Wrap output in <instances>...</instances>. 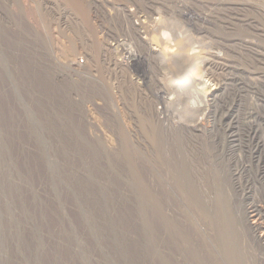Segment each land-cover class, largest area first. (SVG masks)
<instances>
[{
  "label": "rangeland",
  "instance_id": "1",
  "mask_svg": "<svg viewBox=\"0 0 264 264\" xmlns=\"http://www.w3.org/2000/svg\"><path fill=\"white\" fill-rule=\"evenodd\" d=\"M221 63L242 70L230 97L256 130L232 144L206 107ZM263 83L264 0H0V264H264ZM150 124L189 135L183 168L168 165L175 145L146 139Z\"/></svg>",
  "mask_w": 264,
  "mask_h": 264
},
{
  "label": "bare ground",
  "instance_id": "2",
  "mask_svg": "<svg viewBox=\"0 0 264 264\" xmlns=\"http://www.w3.org/2000/svg\"><path fill=\"white\" fill-rule=\"evenodd\" d=\"M169 9V8H168ZM235 9V8H234ZM94 10V9H93ZM151 10V9H150ZM153 10H155V8H153ZM232 10H233V8H232ZM238 10V9H237ZM243 10V9H242ZM102 11V10H101ZM236 11V10H235ZM233 11H231V13H232ZM240 12H241V10H240ZM239 12V13H240ZM150 13V12H149ZM228 12H226V14H227ZM229 14V15H227L226 17H228V16H231L232 14ZM235 13V12H234ZM239 13H237V14H239ZM142 14V13H141ZM134 15V14H133ZM177 15V14H176ZM127 16V15H126ZM135 16V15H134ZM234 16V15H233ZM232 16V17H233ZM241 16V15H240ZM239 16V17H240ZM130 17V16H129ZM133 17V16H132ZM218 17V16H217ZM137 18V17H136ZM105 19V18H104ZM111 19V18H110ZM114 19V18H113ZM197 19V18H196ZM216 19H218V18H216ZM223 19H225V16H224V18ZM228 19V18H227ZM233 19L235 20V17H233ZM236 19H238L237 21H239V19L240 18H236ZM148 20V19H147ZM150 20V19H149ZM166 20V19H165ZM220 20V19H219ZM222 20V19H221ZM220 20V21H221ZM229 20H231V19H229ZM229 20H228V22H229ZM253 20V19H252ZM112 21V20H111ZM118 21V20H117ZM125 21H126V19H125ZM187 21V20H186ZM220 21H218V22H220ZM224 21V20H223ZM223 21H221V23L223 22ZM241 21V20H240ZM107 22V21H106ZM141 22H143V21H141ZM150 22V21H149ZM197 22V21H196ZM214 22V21H213ZM227 21L225 20V23H226ZM115 23V22H114ZM133 23V22H132ZM144 24H145V21L143 22ZM142 23V24H143ZM212 23V22H211ZM216 24H218L217 23V21L215 22ZM230 23V22H229ZM231 23H232V21H231ZM137 25H132V29H134V31H133V33L134 34H132L133 36H131V39L132 38H134V35H135V33L136 32H138L139 30H140V28L142 29L143 28V26L140 24V23H136ZM202 24V23H201ZM220 24V23H219ZM223 24V23H222ZM242 24V23H241ZM85 25H86V23H85ZM207 25V24H206ZM228 25V24H227ZM232 25H234L235 27H236V25H237V23H236V25L233 23ZM242 25H244L245 27H247L248 26V29H249V27H251L252 26V21H247L245 24H242ZM247 25V26H246ZM149 26H151V25H149ZM148 26V27H149ZM180 26V25H179ZM215 26V25H214ZM219 26V25H218ZM223 26V25H222ZM238 26H239V24H238ZM99 27V26H98ZM148 27H147V29H148ZM178 27V26H177ZM196 27V26H195ZM204 27V26H203ZM208 26H206V28H207ZM213 27V26H212ZM216 27V26H215ZM231 27V26H230ZM233 27V26H232ZM240 27V26H239ZM138 28H139V30H138ZM152 28V27H151ZM151 28H149V30H151ZM219 28V27H218ZM220 28H221V25H220ZM224 28H225V25H224ZM227 28V27H226ZM252 28H253V26H252ZM251 28V29H252ZM144 29V28H143ZM212 29V28H211ZM228 29V28H227ZM257 29V28H256ZM259 29V28H258ZM257 29V30H258ZM111 30H113V29H111ZM129 30H131V29H129ZM129 30H127V33H128V31ZM246 30V29H245ZM124 31V30H123ZM132 31V30H131ZM141 31V30H140ZM145 31V30H144ZM194 31V30H193ZM210 31V30H209ZM223 31V30H222ZM255 31V30H254ZM210 32H212V31H210ZM221 32V31H220ZM230 32V31H229ZM234 32V31H233ZM240 32V31H239ZM257 32V31H256ZM126 33V34H127ZM144 33V32H143ZM153 33V32H152ZM205 33V32H204ZM227 33V32H226ZM235 33V32H234ZM122 34V33H121ZM139 34V33H138ZM148 34V33H147ZM217 34H221V33H217ZM231 34V33H230ZM241 34H244V33H241ZM116 35V34H115ZM128 35H129V33H128ZM127 35V36H128ZM121 36V35H120ZM146 36V35H145ZM217 36V35H216ZM235 36V35H234ZM115 37V36H114ZM138 37H140V34H139V36ZM137 36H136V39L138 38ZM151 37H152V34H151ZM201 37V36H200ZM238 37V36H237ZM244 37V36H243ZM120 38V37H119ZM129 38V37H128ZM143 38V37H142ZM236 38V37H235ZM241 38V37H240ZM245 38V37H244ZM208 39V38H207ZM213 39H215V38H213ZM135 40V39H134ZM241 40V39H240ZM136 41V40H135ZM139 41V40H138ZM190 41V40H189ZM232 41V40H231ZM115 42V41H114ZM117 42V41H116ZM134 42V41H133ZM223 42V41H222ZM225 42V41H224ZM249 42H251V41H249ZM105 43V42H104ZM136 43V42H135ZM142 43H143V41H142ZM227 43V42H226ZM244 43V42H243ZM137 44V43H136ZM216 44V43H215ZM221 44V43H220ZM245 44V43H244ZM116 45V44H115ZM131 45V44H130ZM139 45H141L140 43H139ZM149 45V44H148ZM232 45V44H231ZM243 45V44H242ZM249 45V44H248ZM118 48H117V52L120 54V53H124L123 51L125 50L126 51V48H123V46H125V45H123V41L121 42L120 40L117 42V45H116ZM127 46V45H126ZM143 46H144V44H143ZM240 46V45H239ZM219 47V46H218ZM131 48V47H130ZM236 48V47H235ZM239 48V47H238ZM248 48V47H247ZM250 48V47H249ZM249 48H248V50H249ZM129 49V48H128ZM131 49H133V48H131ZM237 49V48H236ZM252 49H254V48H252ZM252 49L249 51L250 53L252 52ZM229 50V49H228ZM245 50H247L246 48H245ZM238 51V50H237ZM138 52V51H137ZM209 52V51H208ZM224 52V51H223ZM258 52V51H257ZM116 53V52H115ZM127 53H128V56L127 57H133V53H132V51L131 50H128L127 51ZM136 53V52H135ZM141 53V52H140ZM237 53V52H236ZM239 53V52H238ZM253 53V52H252ZM260 53V52H259ZM106 54V53H105ZM139 54V53H138ZM233 54V53H232ZM254 55H255V53H253ZM118 55V54H117ZM124 55V54H123ZM140 55V54H139ZM215 55V54H214ZM228 55V54H227ZM237 55V54H236ZM148 56V55H147ZM192 56V55H191ZM222 56V55H221ZM238 56V55H237ZM145 57V56H144ZM232 57V56H231ZM254 57V56H253ZM258 57V56H257ZM90 59V58H89ZM130 59H133V58H130ZM129 59V60H130ZM259 59V58H258ZM128 60V61H129ZM136 60V59H135ZM210 60V59H209ZM222 60V59H221ZM228 60V59H227ZM234 60V59H233ZM244 60V59H243ZM154 61V60H153ZM219 61V60H218ZM232 61V60H231ZM235 61V60H234ZM258 61V60H257ZM126 62H127V60H126ZM125 62V63H126ZM133 62V61H132ZM212 62V61H211ZM223 62H225V61H223ZM227 62H230V61H227ZM226 62V63H227ZM120 63V62H119ZM128 63V62H127ZM126 63V64H127ZM130 63H131V61H130ZM214 63V62H213ZM216 63H217V61H216ZM220 63V62H219ZM238 63H240V62H238ZM221 64H223V63H221ZM225 64V63H224ZM223 64V65H224ZM230 65L228 66L227 64H225V65H227L229 68H230V71H228L229 73H223L224 75H225V77L223 78V76H222V78L220 77V80L222 79V82L219 84V85H217L216 87H217V89H216V92H214V93H211L210 95L212 96L213 95V97L212 98H210L209 97V100H210V102L209 103H207L208 101H206V107H208V113L210 114V113H212V112H214L215 113V115L216 116H218V120L216 121V119H215V117H214V119H215V121H214V127H215V125L217 124V126L219 125V127L223 130V132L225 133V135H226V137H227V140L226 141H228V143L229 144H232V143H236L237 141L238 142H240L239 141V139L241 140V135L243 134V135H245L246 137H251V135L252 134H254L255 133V131L256 130H254L255 128L253 127V126H251V123H250V120L252 121V119L251 118H249L250 120H248V121H246L245 119H247V118H245V117H249V115L247 114V113H244L243 115H244V117H241V115L239 116V106H240V104H239V102H235V97H236V94H233L231 97H230V86H233V87H236V84H235V82L236 81H238V85H240L241 83H243V81H240L243 77H241L242 75H241V72L239 71V70H241V69H238V65L237 66H235L233 63L231 64V63H229ZM257 64H258V62H257ZM156 65V64H155ZM206 66V65H205ZM241 67H242V64L240 65ZM245 66V65H244ZM249 66H251V65H249ZM87 67V66H86ZM240 67V68H241ZM246 67H248V66H246ZM89 68V67H88ZM95 68V67H94ZM222 68V67H221ZM243 68H245V67H243ZM107 70V69H106ZM200 70V69H199ZM221 70H223V69H221ZM246 71V69H243V71ZM261 70V69H260ZM224 71V70H223ZM225 71H227V70H225ZM242 71V70H241ZM244 71V72H245ZM247 71H248V69H247ZM252 71V70H251ZM262 71V70H261ZM88 72H89V70H88ZM254 72V71H253ZM221 73V72H220ZM247 74V73H246ZM257 74H258V76H259V72H257ZM87 75V74H86ZM157 75V74H156ZM243 75H245L244 73H243ZM253 75V74H252ZM91 76V75H90ZM219 76H221V75H219ZM219 76H215L216 78H219ZM247 76V75H246ZM255 76V75H254ZM262 74H261V76H259V77H261V79H262ZM241 77V78H240ZM245 77V76H244ZM109 78V77H108ZM215 78V79H216ZM258 78V77H257ZM245 79V78H244ZM243 79V80H244ZM248 80H250L249 78H247ZM260 79V80H261ZM214 80V79H213ZM220 80H218V81H220ZM246 80V79H245ZM257 80V79H256ZM217 81V82H218ZM255 82V81H254ZM92 83V82H91ZM90 83V84H91ZM122 83V82H121ZM158 83V82H157ZM219 83V82H218ZM248 83H249V81H248ZM214 84H216V83H214ZM244 84H247V83H245L244 82ZM264 84V83H263ZM211 85V84H210ZM253 85V84H252ZM127 86V85H126ZM208 86V85H207ZM245 85H243V87H244ZM247 86V85H246ZM251 86V85H250ZM256 86V85H255ZM262 86V85H261ZM97 87V86H96ZM105 87V86H104ZM121 87V86H120ZM232 87V89L234 90L235 88H233ZM239 87H241V86H239ZM263 87V90H264V85L262 86ZM261 87V88H262ZM245 88H247V87H245ZM254 88V87H253ZM256 88V87H255ZM89 89V86H88V88H87V90ZM105 89V88H104ZM243 89V88H242ZM245 90V89H244ZM218 91H222L223 93L224 92H226L227 91V94L229 95V97L227 98L226 97V99H228L229 101L228 102H223V103H215L216 101V99L217 98H219L220 100L223 98L224 99V97L222 96V97H220L221 96V94L219 93V94H217V92ZM236 91H237V89H236ZM246 91H250V90H246ZM260 91V90H259ZM221 92V93H222ZM251 92H253V90L251 91ZM89 93V92H88ZM128 93H130V92H128ZM138 93V92H137ZM261 93V92H260ZM122 94V93H121ZM120 94V95H121ZM227 94L225 93V95L227 96ZM245 95H248L247 93H244ZM250 94V93H249ZM130 95V94H129ZM261 95V94H260ZM125 96V95H124ZM219 96V97H218ZM110 97V96H109ZM130 97V96H129ZM132 97V96H131ZM237 97H241L240 95H237ZM236 97V98H237ZM242 98V97H241ZM140 99V98H139ZM238 99V98H237ZM244 99V98H243ZM127 100V99H126ZM220 100H217V101H220ZM241 100V99H240ZM239 100V101H240ZM264 101V100H263ZM134 102V101H133ZM159 102V101H158ZM160 102H161V100H160ZM140 103V102H139ZM142 103V102H141ZM154 103V102H153ZM162 103V102H161ZM98 104V103H97ZM130 104V103H129ZM134 104V103H133ZM165 104V103H164ZM254 104H256V103H254ZM91 105V104H90ZM100 105V104H99ZM109 106V105H108ZM242 106V105H241ZM244 106V105H243ZM166 107H168L167 106V102H166V105H164L163 106V108L164 109H166ZM214 107V108H213ZM257 107H259V106H257ZM263 107V106H262ZM120 108V107H119ZM253 108V107H252ZM256 108V107H255ZM254 108V109H255ZM97 109V108H96ZM207 109V108H206ZM261 109V108H260ZM259 109V110H260ZM244 110H245V108H244ZM244 110H242V111H244ZM248 110V109H247ZM258 110V111H259ZM136 111V110H135ZM157 111V110H156ZM156 111H154V113L156 112ZM168 111V113H170L169 112V110H167ZM251 111V110H250ZM148 112V111H147ZM159 112V111H158ZM161 113L163 112L162 110L160 111ZM165 112V111H164ZM248 112V111H247ZM160 113V114H161ZM168 113L166 114V115H168ZM243 113V112H242ZM254 113V112H253ZM118 114V113H117ZM136 114V113H135ZM148 114V113H147ZM151 114V113H150ZM209 114H208V116H209ZM213 114V113H212ZM260 114V113H259ZM258 114V115H259ZM152 115V114H151ZM162 115V114H161ZM161 115H159L158 114V116L159 117H161ZM164 115V114H163ZM170 115V114H169ZM172 115V114H171ZM170 115V116H171ZM215 115H213V116H215ZM90 117H91V115H89ZM156 116V115H155ZM211 116V115H210ZM212 116V117H213ZM117 117V116H116ZM163 117H166V116H163ZM253 117H254V115H253ZM258 117V116H257ZM257 117H256V119H257ZM260 117V116H259ZM261 117H262V115H261ZM260 117V118H261ZM132 118V117H131ZM173 118H175V117H173ZM172 118V119H173ZM255 118V117H254ZM88 119V118H87ZM104 119V118H103ZM139 119V118H138ZM150 119H152V118H150ZM156 119V118H155ZM158 119V118H157ZM161 119V118H160ZM165 119V118H164ZM177 119H178V117H177ZM144 120V119H143ZM145 120L147 121V118H145ZM154 120V119H153ZM159 120V119H158ZM170 120V119H169ZM207 120V119H206ZM209 120V119H208ZM259 120V119H258ZM138 121V120H137ZM165 121V120H164ZM213 121V120H212ZM211 121V122H212ZM261 121H263V119L261 120ZM117 122V121H116ZM124 122H125V120H124ZM151 122V121H150ZM155 122H156V120H155ZM159 122L161 123V121L159 120ZM158 122V123H159ZM215 122H217V123H215ZM255 122V121H254ZM258 122V121H257ZM92 123V122H91ZM108 123V122H107ZM147 123V125L146 126H148V122H146ZM157 123V122H156ZM155 123V124H156ZM159 123V124H160ZM168 123V122H167ZM170 123V122H169ZM175 123H177L176 121H175ZM252 123H253V121H252ZM260 123V122H259ZM259 123H257L258 125H259ZM264 123V122H263ZM151 124H153V123H151ZM150 124V125H151ZM178 124V123H177ZM179 124H180V122H179ZM242 124V125H241ZM157 125V124H156ZM156 125L154 126L153 125V127H152V125H151V127H150V133H147V134H150L149 136L147 135V134H145L146 136H148V138H146L147 140L149 139V137L151 136V139L153 140V142H155L156 144H157V146H158V148H161L162 147V145H163V142L164 143H166V146H167V143L168 144H171V146L173 145V147H174V145L177 147V151H178V153L176 152V154H173L172 156H170V157H168V156H166V159L168 158V165L170 166V163L171 162H169V160H171L172 162H176L177 164L176 165H178L179 167H182L183 168V164H184V161H186V153H189V151H187V152H185V151H183V150H185L184 148H183V152L180 150L181 149V145L183 144L182 142H185V144H187V142H186V140H189L190 139V137H189V135H186L185 134V132L183 131V130H180L179 131V128H181V127H179L180 125H175V126H177L176 128L175 127H172V125L170 124V126H168V124H167V126L168 127H160V129H158L159 127H156ZM163 125V124H162ZM166 125V124H165ZM253 125V124H252ZM257 125V126H258ZM106 126V125H105ZM120 126V125H119ZM145 126V125H144ZM145 126V127H146ZM243 126V127H242ZM245 126V127H244ZM140 127V126H139ZM141 127H143V126H141ZM149 127V126H148ZM179 127V128H178ZM183 127V126H182ZM185 127V126H184ZM183 127V128H184ZM192 127V126H191ZM205 127V126H204ZM118 128V127H117ZM116 128V129H117ZM120 128V127H119ZM211 128V127H210ZM212 128H213V126H212ZM247 128V129H246ZM115 129V130H116ZM141 129V128H140ZM143 129H145V128H143ZM142 129V130H143ZM187 129V128H186ZM216 129V128H215ZM214 129V130H215ZM218 129V128H217ZM216 129V130H217ZM124 130V129H123ZM127 130V129H126ZM132 130V129H131ZM142 130H141V132H142ZM191 130V129H190ZM195 130V129H194ZM196 130H198L197 128H196ZM201 130V129H200ZM206 130V129H205ZM208 130H210V129H208ZM215 130V131H216ZM257 130H260L261 131V129H257ZM89 131V130H88ZM122 131V130H121ZM189 131V130H188ZM193 131V130H192ZM202 131V130H201ZM213 131V130H212ZM259 131V132H260ZM103 132V131H102ZM120 132V129H119V131H118V133ZM208 132V131H207ZM209 132H211V131H209ZM262 132V131H261ZM116 133V132H115ZM129 133V132H128ZM144 133V132H143ZM143 133H141V134H143ZM191 133V132H190ZM204 134H205V132H203ZM212 133V132H211ZM215 133V132H214ZM200 134V133H199ZM204 134H203V136H204ZM207 134H209V133H207ZM207 134H206V137L205 138H208L207 137ZM264 134V133H263ZM97 135V134H96ZM127 135V134H126ZM132 135V134H131ZM191 135V134H190ZM196 135V138H197V134H195ZM117 136V135H116ZM119 136V135H118ZM122 136V135H121ZM137 136V135H136ZM210 136V135H209ZM212 136H213V134H212ZM223 136V135H222ZM125 137V136H124ZM131 137H133V136H131ZM198 137H199V135H198ZM225 137V136H224ZM93 138V137H92ZM99 138H100V136H99ZM136 138V137H135ZM203 138V137H202ZM201 138V139H202ZM214 138V137H213ZM215 138H217V137H215ZM245 138V137H244ZM244 138H242L243 140H244ZM263 137H261V139H262ZM120 139V138H119ZM198 139V138H197ZM218 139H219V137H218ZM218 139H216V140H218ZM256 139V138H255ZM258 139V138H257ZM151 140V141H152ZM165 140V141H164ZM205 140V139H204ZM204 140H203V143L205 144V142H204ZM210 139H208V142H210V143H213V142H211L212 140H210ZM263 140V139H262ZM261 140V141H262ZM118 141V140H117ZM116 141V142H117ZM130 141V140H129ZM149 141V140H148ZM193 141H194V138H193ZM195 141H197V140H195ZM199 141V140H198ZM207 141V140H206ZM245 141V140H244ZM249 141V140H248ZM254 141V140H253ZM257 141V140H256ZM107 142V141H106ZM119 142V141H118ZM117 142V143H118ZM202 142V141H201ZM216 142H218V141H215V143ZM219 142H220V140H219ZM263 142V141H262ZM152 142H150V144H151ZM190 143V142H189ZM192 143V142H191ZM197 143V142H196ZM247 143V142H246ZM245 143V144H246ZM251 143V142H250ZM98 144V143H97ZM107 144V143H106ZM118 144H120V143H118ZM135 144V143H134ZM145 144V143H144ZM192 144H194V143H192ZM197 144H199V143H197ZM216 144H218V143H216ZM238 144V143H237ZM236 144V146H238ZM240 144V143H239ZM243 144H244V142H243ZM137 145V144H136ZM149 145V144H148ZM147 145V146H148ZM203 145V144H202ZM214 145V144H213ZM240 145H242V144H240ZM257 145L258 146H262V145H260V144H258L257 143ZM257 145H255V148L254 149H256V146ZM146 146V147H147ZM184 146V145H183ZM199 146H200V144L198 145V149H199ZM204 146V145H203ZM217 146H222L221 145V143H220V145H217ZM232 146V145H231ZM233 146H234V144H233ZM249 146H252V145H250L249 144ZM136 147H138V146H136ZM145 147V146H144ZM150 147V146H149ZM154 147V144H152V147H151V149ZM168 147H170V146H168ZM167 147V148H168ZM188 146H186V148H187ZM194 147V146H193ZM205 147V146H204ZM241 147V146H240ZM244 147V146H243ZM247 147V146H246ZM118 148V147H117ZM133 148V147H132ZM155 148V147H154ZM157 148V147H156ZM163 148V147H162ZM165 148V147H164ZM171 148V147H170ZM192 148V147H191ZM201 148H202V146H201ZM201 148H200V150H201ZM208 148H210V147H208ZM231 148V147H230ZM237 148H239V146L237 147ZM237 148H235V149H237ZM259 148V147H258ZM257 148V149H258ZM129 149V148H128ZM139 149V148H138ZM142 149V148H141ZM146 150H149V149H147V148H145ZM166 149V148H165ZM169 149V148H168ZM167 149V150H168ZM189 149V148H188ZM195 149H196V144H195ZM194 148H193V151L195 150ZM225 149V148H224ZM239 149H241V148H239ZM245 149V148H244ZM106 150V149H105ZM133 150V149H132ZM135 150V149H134ZM162 150V149H161ZM161 150H159V151H161ZM164 150V149H163ZM163 150H162V152H163ZM166 150V151H167ZM180 150V151H179ZM191 150V149H190ZM197 150V149H196ZM211 150V149H210ZM214 150V149H213ZM215 150H216V148H215ZM143 151H144V149H143ZM149 151H152V150H149ZM174 151H176V150H174ZM205 151H206V149H205ZM217 151V150H216ZM240 151H242L243 152V150H240ZM250 152H251V150H249ZM261 151H262V149H261ZM155 152V151H154ZM169 152V151H168ZM167 152V153H168ZM185 152V153H184ZM192 152V151H191ZM190 152V153H191ZM196 152V151H195ZM198 152V151H197ZM211 152V151H210ZM213 153H214V151H212ZM229 152H230V150H229ZM228 152V153H229ZM151 153V152H150ZM206 153H207V151H206ZM209 153V152H208ZM217 154H219L218 152H216ZM220 153H223V152H220ZM236 153V152H235ZM262 153H263V151H262ZM135 154V153H134ZM155 154V153H154ZM161 154V153H160ZM192 154V153H191ZM232 154V153H231ZM237 154H238V151H237ZM244 154V153H243ZM250 154V153H249ZM254 154V153H253ZM148 155H151V154H149L148 153ZM162 155V157L163 156H165V155H163V154H161ZM161 155H160V157H161ZM189 155V154H188ZM198 155V154H197ZM216 155V154H215ZM220 155V154H219ZM251 155H252V152H251ZM111 156V155H110ZM199 156H202L201 154L199 155ZM212 156H213V154H212ZM228 156V155H227ZM230 156V155H229ZM232 156V155H231ZM250 156V155H249ZM189 157V156H188ZM216 157V156H215ZM240 157V156H239ZM247 157V156H246ZM256 157V156H255ZM257 157H258V155H257ZM102 158V157H101ZM157 158V157H156ZM155 157H154V160L156 159ZM213 158H214V156H213ZM160 159V158H159ZM159 159H157L158 161H159ZM164 159V158H163ZM162 158L160 159L161 161L163 160ZM166 159H164L165 161H167ZM202 159H204L205 160V157L203 158L202 157ZM201 159V160H202ZM208 159H209V156H208ZM233 159V158H232ZM235 159V158H234ZM233 159V160H234ZM256 159V158H255ZM254 159V160H255ZM156 160V161H157ZM163 160V161H164ZM211 160V159H210ZM214 160V159H213ZM239 160V159H238ZM258 160V159H257ZM151 161V160H150ZM203 161V160H202ZM229 161V160H228ZM140 162V161H139ZM208 162V161H207ZM101 163V162H100ZM152 163V162H151ZM155 163V162H154ZM159 163H160V161H159ZM192 163V162H191ZM191 163H188V167L190 168V166H189V164L191 165ZM216 163V162H215ZM233 163V162H232ZM242 163V162H241ZM244 163V162H243ZM160 164H162V163H160ZM193 164V163H192ZM194 164H195V162H194ZM196 164L198 165V163H197V161H196ZM219 164V163H218ZM217 164V165H218ZM253 164V163H252ZM207 165H209V164H207ZM217 165L215 166V165H211V166H215V167H217ZM232 165V164H231ZM256 165H257V163H256ZM100 166V165H99ZM105 166V165H104ZM158 166H160V165H158ZM168 166V167H169ZM174 166V165H173ZM194 166V165H193ZM220 166H221V164H220ZM234 166V165H233ZM258 166V165H257ZM161 167V166H160ZM164 167V166H163ZM167 166H166V170H167V168H168ZM187 167V168H188ZM196 167V169H198L197 168V166H195ZM215 167H212L213 169L215 168ZM218 167H219V165H218ZM225 167V166H224ZM228 167V166H227ZM165 168V167H164ZM181 168V169H182ZM193 168V167H192ZM203 168V167H202ZM204 168H206V167H204ZM207 168H208V166H207ZM211 168V167H210ZM209 168V169H210ZM221 168L224 170V168L221 166ZM260 168V167H259ZM170 169V168H169ZM168 169V170H169ZM173 169V168H172ZM178 169V168H177ZM186 169V168H185ZM191 169V168H190ZM186 170V171H191V170ZM193 169H195V168H193ZM192 169V170H193ZM195 169V170H196ZM135 170V169H134ZM163 170H165V169H163ZM200 169H198V171H199ZM208 169H205V171H207ZM211 171H212V169H210ZM209 170V171H210ZM218 170V169H217ZM216 170V171H217ZM221 170V169H220ZM220 170H218V171H220ZM226 171L228 170V169H225ZM262 170V169H261ZM150 171V170H149ZM183 171V170H182ZM185 171V170H184ZM183 171V172H184ZM197 170L195 171V172H198ZM215 171V172H216ZM229 171V170H228ZM233 171V170H232ZM164 172V171H163ZM172 172V171H171ZM201 172V170L199 171V173ZM214 172V171H213ZM259 172V171H258ZM263 172V171H262ZM157 173V172H156ZM165 173V172H164ZM163 173V174H164ZM174 173H176L177 174V172L176 171H174ZM178 173H179V171H178ZM185 173V172H184ZM184 173H183V176L185 177V175H184ZM188 173V172H187ZM191 173H192V171H191ZM191 173H190V175H191ZM198 173V174H199ZM218 173V172H217ZM220 173V172H219ZM232 173V172H231ZM236 173V172H235ZM250 173V172H249ZM257 173V172H256ZM152 174V173H151ZM168 174V173H167ZM167 174H166V177H168L167 176ZM203 174V173H202ZM202 174H201V176H202ZM223 174V173H222ZM204 175V174H203ZM207 174H205V176H206ZM232 175V174H231ZM257 175V174H256ZM261 175H263V174H261ZM260 175V176H261ZM145 176V175H144ZM152 176H153V174H152ZM155 176H156V174H155ZM160 176H161V174H160ZM160 176H158V177H160ZM172 176V175H171ZM171 176H170V178H171ZM175 177H176V175H174ZM180 176H182V175H180ZM199 176V175H198ZM200 176V177H201ZM219 176V175H218ZM106 177V176H105ZM154 177V176H153ZM178 178H179V175L177 176ZM176 177V178H177ZM187 177V176H186ZM192 177V176H191ZM190 177V178H191ZM210 176H208V179H210L209 178ZM216 176H214L213 177V180H215L214 178H215ZM257 177H258V175H257ZM160 178H162V176L160 177ZM159 178V179H160ZM172 178L175 180V178L172 176ZM194 178V177H193ZM199 178V177H198ZM197 177H196V179H198ZM217 178V177H216ZM224 178V177H223ZM236 178V177H235ZM256 178V177H255ZM254 178V179H255ZM262 178V177H261ZM168 178H165L164 179V177H163V179L162 180H167ZM183 179V178H182ZM181 179V184H182V182H185V180H182ZM192 179V178H191ZM195 179V180H196ZM219 179V178H218ZM218 179H216L217 181H219ZM232 179V178H231ZM258 179V178H257ZM264 179V178H263ZM262 179V180H263ZM179 180H180V178H179ZM200 180V179H199ZM212 180V182H214ZM235 180V179H234ZM157 181V180H156ZM160 181V180H159ZM159 181H158V184H159ZM168 181V180H167ZM170 181V180H169ZM187 181V180H186ZM189 181V180H188ZM196 181H198V180H196ZM201 181V180H200ZM217 181H215L214 183H217ZM255 181H256V179H255ZM151 182H153V180L151 181ZM163 183H164V181H162ZM170 182H172V180L170 181ZM207 182H208V180H207ZM210 182V181H209ZM211 182V183H212ZM226 182V181H225ZM258 182V181H257ZM260 182V181H259ZM259 182H258V184H259ZM161 183V182H160ZM165 183H167V182H165ZM169 183V182H168ZM200 183V182H199ZM210 183V184H211ZM223 183V182H222ZM249 183V182H248ZM263 183V182H262ZM262 183H260V185L261 186H263L262 185ZM153 184V183H152ZM178 184H179V182H178ZM193 184H195V183H193ZM197 184V183H196ZM196 184H195V186H196ZM202 184H204V183H202ZM207 184V183H206ZM236 184V183H235ZM240 184V183H239ZM250 184V183H249ZM257 184V185H258ZM156 185V184H155ZM168 185V184H167ZM170 185V184H169ZM183 186H186L185 184H182ZM182 185H181V187H182ZM190 185H191V183H190ZM212 185V184H211ZM210 185V186H211ZM234 185V184H233ZM255 184H253V186H254ZM150 186V185H149ZM158 186V185H157ZM172 186V185H171ZM192 186V185H191ZM190 186V187H191ZM195 186H193V187H195ZM201 186V185H200ZM199 186V187H200ZM204 186H206V185H204ZM209 186V185H208ZM213 186V185H212ZM216 186V185H215ZM219 186V185H218ZM217 186V187H218ZM228 186V185H227ZM122 187V186H121ZM207 187V186H206ZM224 187V186H223ZM246 187V186H245ZM252 187V186H251ZM255 187H257V186H255ZM254 187V188H255ZM260 187V186H259ZM140 188V187H139ZM188 188H189V185H188ZM187 188V189H188ZM192 188V187H191ZM203 188V187H202ZM215 188V187H214ZM242 188V187H241ZM246 188H249V187H246ZM119 189V188H118ZM183 189V188H182ZM185 189V188H184ZM183 189V190H184ZM186 189V191L188 192L189 190H187ZM197 189H199L198 187H197ZM223 189V188H222ZM262 189V188H261ZM261 189H259V190H261ZM182 190V193L184 192ZM201 190H204V189H201ZM206 190V189H205ZM204 190V191H205ZM255 190H256V188H255ZM198 191V190H197ZM204 191H201V192H204ZM209 191V190H208ZM217 191V190H216ZM215 191V192H216ZM219 191V190H218ZM224 191H225V189H224ZM191 192V191H190ZM199 192V191H198ZM249 192V191H248ZM247 192V193H248ZM155 193H156V191H155ZM162 193H166V192H162ZM168 193V192H167ZM172 193H174V192H171V194ZM180 193V192H179ZM191 193H193V192H191ZM217 193V192H216ZM219 193V192H218ZM217 193V194H218ZM257 193H259V191L257 192ZM116 194V193H115ZM171 194H168L169 195V197H171V198H168V199H174L175 201H176V199H177V197H176V199H175V195H177V194H175L174 196H171ZM187 194V196H189L188 195V193H186ZM185 194V195H186ZM198 194V193H197ZM196 194V195H197ZM200 194H202V193H200ZM199 194V195H200ZM204 194H206V193H204ZM240 194V193H239ZM163 195V194H162ZM173 195V194H172ZM180 195V194H179ZM193 195H195V193L193 194ZM214 195V194H213ZM240 195H243V193L241 192V194ZM254 195H255V193L253 194V197H254ZM144 196V195H143ZM149 196V195H148ZM153 196V195H152ZM198 196V195H197ZM202 196V195H201ZM203 196H205V195H203ZM207 196V195H206ZM205 196V197H206ZM211 196V195H210ZM227 196H228V194H227ZM258 196V195H257ZM126 197V196H125ZM166 197V196H165ZM182 197H183V195H182ZM205 197H203V200H204V198ZM216 197H217V195H216ZM215 197V198H216ZM248 197V196H247ZM250 197V196H249ZM119 198V197H118ZM149 198V197H148ZM153 198V197H152ZM167 198V197H166ZM183 198H185V197H183ZM183 198L181 199V200H183ZM193 198V197H192ZM199 198V197H198ZM197 198V199H198ZM202 198V197H201ZM207 198V197H206ZM227 198V197H226ZM239 198V197H238ZM242 198V197H241ZM155 199V198H154ZM167 199V200H168ZM187 199V198H186ZM218 199H220L219 197H218ZM179 199H177V202H179L178 201ZM221 200H223V199H221ZM240 200V199H239ZM244 200V199H243ZM245 200H246V198H245ZM250 200V199H249ZM206 201V200H205ZM208 201H211V200H208ZM248 201V200H247ZM151 202H153V201H151ZM156 202V201H155ZM162 202V201H161ZM165 202V201H164ZM213 202H214V200H213ZM219 202V201H218ZM227 202V201H226ZM212 203V202H211ZM171 204V203H170ZM195 204V203H194ZM200 204V203H199ZM169 205V204H168ZM178 206V205H177ZM208 206V205H207ZM203 207V206H202ZM201 207V208H202ZM255 207V206H254ZM168 208V207H167ZM197 208V207H196ZM256 208V207H255ZM174 209V208H173ZM172 209V210H173ZM177 209V208H176ZM168 210V209H167ZM180 210H182V209H180ZM197 210V209H196ZM206 210V209H205ZM254 210H257V208L256 209H254ZM254 210H251L250 212H252V211H254ZM175 211V210H174ZM202 211V210H201ZM184 212V211H183ZM178 214V213H177ZM255 215L257 214V211H256V213H254ZM254 214L253 215H251V217H254ZM184 215V214H183ZM256 216H258V214L256 215ZM185 217V216H184ZM256 218V217H255ZM259 218V217H258ZM258 218H257V220H258ZM197 219V218H196ZM260 219V218H259ZM194 220V219H193ZM189 221V220H188ZM250 221H251V219H250ZM183 222H185V221H183ZM195 222V221H194ZM251 223L253 224V225H255V224H257L258 222L256 221L255 222V219H253L252 221H251ZM194 225V224H193ZM190 226H191V224H190ZM168 228V227H167ZM251 228V227H250ZM256 228V227H255ZM259 228V227H258ZM257 228V229H258ZM256 230V229H255ZM168 234V233H167ZM259 240L261 241H263V243H264V238L262 237V238H259ZM262 241H261V243H262ZM262 243V244H263ZM259 244H260V242H259ZM261 244V245H262ZM262 247V246H261ZM263 248V247H262ZM263 250H264V248H263Z\"/></svg>",
  "mask_w": 264,
  "mask_h": 264
}]
</instances>
